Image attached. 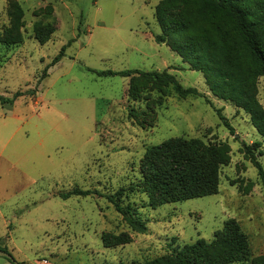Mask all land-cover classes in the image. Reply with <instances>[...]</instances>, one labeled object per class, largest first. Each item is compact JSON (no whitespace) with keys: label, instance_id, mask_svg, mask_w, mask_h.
I'll list each match as a JSON object with an SVG mask.
<instances>
[{"label":"rangeland","instance_id":"374dc122","mask_svg":"<svg viewBox=\"0 0 264 264\" xmlns=\"http://www.w3.org/2000/svg\"><path fill=\"white\" fill-rule=\"evenodd\" d=\"M176 24L182 34L171 41L233 33L230 17L203 0H0V94H22L13 103L0 101L6 123L0 131L13 138L12 164H2L0 174V211L13 222L16 258L141 263L201 238L211 241L235 218L251 256L234 264H264V187L243 149L262 136L250 114L212 93L203 72L168 42L155 41ZM128 69L167 70L202 96L153 88L139 74L131 80L94 72ZM257 87L264 107V77ZM179 137L226 142L231 160L220 168L217 194L160 204L144 181L143 159L148 147ZM257 157L264 167V144ZM75 188L93 193L60 196ZM112 195L131 204L145 232L116 210Z\"/></svg>","mask_w":264,"mask_h":264},{"label":"trees","instance_id":"16d2710c","mask_svg":"<svg viewBox=\"0 0 264 264\" xmlns=\"http://www.w3.org/2000/svg\"><path fill=\"white\" fill-rule=\"evenodd\" d=\"M203 1L212 4L230 17L233 33L229 38L208 35L199 41L179 39L171 41V37L182 34V25L176 24L164 27L162 34H155V41L168 42L172 50L176 51L183 61L188 62L192 69L203 72L206 83L214 95L233 102L238 108L250 114L251 122L262 136V140L252 144L244 143L243 149L258 169L264 187V167L257 157V150L264 144V107L258 99L257 87L258 79L264 77V0ZM65 50L66 46L46 67L45 76L49 66L56 64L65 55ZM94 72L99 76L131 77V80L135 74H139L145 76L153 88L160 90L172 88L181 97L202 96L196 87L183 86L176 76L167 70L160 72L128 69ZM161 94L159 104H163L165 96ZM20 95L22 94L17 92L10 98L0 94V101L13 103ZM219 114L225 125L234 132L220 111ZM230 151V146L226 142L205 143L200 139L184 137L169 139L147 148L142 164L144 181L156 196L161 198L160 204L217 194L220 190V168L230 162ZM252 186L250 182L242 189L249 191ZM92 193L91 190L75 188L60 196L67 199ZM109 199L135 229L140 232L146 231V223L134 216L131 204L124 205L120 195H112ZM0 249L11 253L2 238ZM250 256L248 235L243 231L239 221L230 218L222 229L214 233L211 241L201 238L166 255L133 264H234L249 260ZM7 259L14 264L12 259ZM18 263L23 264L20 261Z\"/></svg>","mask_w":264,"mask_h":264},{"label":"crops","instance_id":"0c3cea01","mask_svg":"<svg viewBox=\"0 0 264 264\" xmlns=\"http://www.w3.org/2000/svg\"><path fill=\"white\" fill-rule=\"evenodd\" d=\"M16 118L17 120H21L19 116H16ZM0 124L1 125L6 124L4 123V120L2 118H0ZM12 139L13 138L10 135L8 137H4L2 129H1L0 131V174L2 170V164H4L5 162H9L10 164H12V159L10 158V155L8 154V149L10 147V143ZM0 218H2V229H0V238L3 239L4 244L8 246L12 254L14 251L21 252L14 238L13 222H11L10 219H8L4 215V213L1 211H0ZM16 259L17 261L23 262V264H58L56 262L49 261L45 256L43 257L36 256L33 259H30L24 256V258H21V259L16 258ZM0 264H12V263L6 257L0 256Z\"/></svg>","mask_w":264,"mask_h":264},{"label":"water","instance_id":"95a60500","mask_svg":"<svg viewBox=\"0 0 264 264\" xmlns=\"http://www.w3.org/2000/svg\"><path fill=\"white\" fill-rule=\"evenodd\" d=\"M0 256L12 259L14 261V264H19L18 261L14 258V256L7 251L0 249Z\"/></svg>","mask_w":264,"mask_h":264}]
</instances>
